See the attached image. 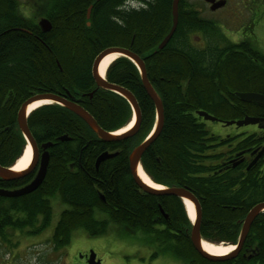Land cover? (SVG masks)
I'll use <instances>...</instances> for the list:
<instances>
[{
    "label": "trees",
    "instance_id": "trees-1",
    "mask_svg": "<svg viewBox=\"0 0 264 264\" xmlns=\"http://www.w3.org/2000/svg\"><path fill=\"white\" fill-rule=\"evenodd\" d=\"M95 1L44 0L43 8L37 10L36 4L42 1L30 5L0 0V164L14 166L21 157L26 140L18 128L17 113L20 105L37 93L58 94L68 89L85 98L83 106L104 129L125 126L127 117L132 116L129 103L107 90L96 91L92 66L105 49L130 48L143 59L147 55L152 60L147 72L157 79L155 87L160 89L165 109L163 131L142 158L145 171L155 182L186 186L201 199L204 239L236 243L242 221L264 201V169L239 171L228 177L209 173L210 167L202 164V154L212 150L217 140L195 111L206 110L226 120L247 115L264 118L263 105L243 102L235 95L237 91L264 94V53L256 51L252 41L239 47H221L220 32L198 17L196 25L186 27L189 16L184 17L187 11L182 3L180 25L157 59L146 50L169 33L173 0H150L155 3L146 12L123 10L125 0ZM93 3L88 19L87 9ZM41 17L51 21V31L43 32L39 27ZM198 31L203 34L205 48L191 44L192 35ZM242 54L259 62L242 61ZM130 61L122 57L114 62L107 79L130 90L139 102L143 121L135 137L104 143L95 136L85 143L80 134L92 131L85 124L75 125L66 110L50 105L30 114V129L38 143L56 141L64 135L71 140L57 141L50 150L47 176L38 190L17 198L0 197V243L15 247L13 238L18 231L30 235L43 232L52 220L48 195L59 192L71 208L63 211L55 229V248L67 245L79 228L100 237L107 233L108 221L114 220L130 231H142L153 243L162 242L160 246L171 249L186 264H264V228L258 224L259 220L264 223V213L254 221L247 237L259 250L256 256L247 260L240 254L229 260L209 261L194 249L189 233L192 224L181 199L140 193L129 170L128 156L152 130L156 111ZM247 139L254 141V137ZM106 150L119 151L118 156L96 169V157ZM73 162L78 163V172L72 170ZM33 176L0 179V187L17 188L28 184ZM101 194L106 195V202ZM159 201L169 213L167 221L155 220L160 214ZM110 207L119 214L105 211ZM162 223L167 227L162 229Z\"/></svg>",
    "mask_w": 264,
    "mask_h": 264
},
{
    "label": "water",
    "instance_id": "water-1",
    "mask_svg": "<svg viewBox=\"0 0 264 264\" xmlns=\"http://www.w3.org/2000/svg\"><path fill=\"white\" fill-rule=\"evenodd\" d=\"M97 1H100V0H97ZM205 1L212 4V7H211L212 10H217L226 5V0H220V1L205 0ZM179 2L180 0H173V5H172L173 24H172V27L169 33L166 35L164 40L160 43V46H159L160 49L165 48V46L169 43V41L171 40L172 36L174 35L177 29L178 16H179ZM92 8H93L92 5L88 8V14H87L88 19H90L91 17ZM87 24L88 26L91 25L90 22H88ZM39 25L43 32H49L52 29V23L47 18H41L39 21ZM112 53H119L122 57H126L136 63V65L138 66L141 72L142 84L146 88L148 95L154 101L155 106H156V111H157L156 125L150 137H148L141 144L133 148V150L131 151L129 155V168H130V172L132 174V177L135 183L140 189H142L144 192L148 194H152L156 196H176V197L181 198L183 202H185L186 200H189L190 202L194 204L195 209H196V218L193 223L192 230H191V241L196 251L202 257L210 261H224V260L236 258L241 252L245 244V241L250 232L253 222L262 212H264V202L255 205L250 210V212L247 214L245 219L243 220L242 229L240 232L238 242L234 244V245H237L236 249L227 255L215 256L205 251L203 247V243L205 242V240L202 238V235H201L202 210H201V205L199 203V200L194 196V194L185 187L173 186V187L166 188V189H156L144 182V180L139 175L140 168L143 169L142 158L144 154L146 153V151L150 148V146L155 142V140L160 136V134L163 131L164 123H165L164 106H163V102L160 96L153 89L148 79L147 69L144 63V59L139 54L132 51L130 48L111 47V48H108L102 51L96 57L94 61V64L92 67V75L98 87L104 90H107V91H117L120 93V95H122L124 98L128 100L129 104L132 107L134 118L136 119V124L134 125V127H132L129 131L124 132L122 134H115L109 131H104L103 128L100 126V124L96 121V119H94L91 116V114L87 110H85L83 107L78 106L76 104H71L69 102H66L63 99H61L59 95L57 94L45 93V94L35 95L31 97L30 99H28L21 106V108L18 111V118H17L20 128L22 130L23 136L27 140V145H30L32 148V163L29 167H27V169H24L22 171H17L14 168H6L3 166H0V179L3 181H14V180L20 179L23 176L27 175L28 173L32 172L38 164V158H39L38 143L35 140L31 130L29 129L27 122L31 114L28 110L29 106L39 100H50V101H53L54 103L60 102V103L65 104L70 110L77 111L81 116L85 118V121L97 133L98 137L105 142H108V143L120 142L123 140H127L128 138L134 137L135 135L138 134L140 126H141V122H142V111H141L137 98L130 90L123 88L115 83L109 82L106 79V74L102 76V74L100 73V65H101L102 60L107 55L112 54ZM92 95L93 93L90 94V96ZM235 95L239 99H241L243 102L255 103V104L264 106V94L249 91V92H236ZM199 115L204 117L205 120L220 121L226 126L236 125L237 127H243V126H249V125H258L261 128L264 127L263 117L246 116L245 118L239 119V120L223 121V120H219L218 118L210 115L209 113L205 111H200ZM59 140L60 141L69 140V137L66 135L61 136L59 137ZM52 145L53 143H46L42 145L44 149V153L42 154V157H41L40 168L37 172L36 177L33 179V181L30 184H28L27 186L21 189H17L15 191H5L3 188H0V196L15 198V197L25 196V195H28L36 191L43 184L46 178L47 171H48V165L50 162V155L47 149L51 147ZM117 155H118V152L117 153L104 152L97 160V167L100 165L101 162L108 160L110 158H114ZM216 245H220V244H216ZM88 264H101V260L96 259V254L94 253V251L91 252Z\"/></svg>",
    "mask_w": 264,
    "mask_h": 264
},
{
    "label": "rangeland",
    "instance_id": "rangeland-1",
    "mask_svg": "<svg viewBox=\"0 0 264 264\" xmlns=\"http://www.w3.org/2000/svg\"><path fill=\"white\" fill-rule=\"evenodd\" d=\"M20 1L23 4L30 5H35L36 1H42V3L36 4L37 10H41L44 6V0ZM227 1V7L217 12L210 11L204 0H196V5L197 7H202L201 15L203 17L212 19L215 25L222 28L226 38L237 41L236 37H231L230 35L232 32H235L232 28H238V25H240L238 29L242 32V27H249L253 14L249 10H246V0H242V2L241 0ZM133 5L137 6L138 4L134 2ZM261 23L263 24L262 27L254 28L255 38L253 36L250 37L255 41L256 48L264 53V20H262ZM222 24H226L227 26H222ZM239 35L242 34L239 33ZM238 41H241V39ZM252 127V125L245 126L242 131L252 130ZM207 128L211 132L219 135H225L228 132L239 130L235 125L224 127L223 124L219 122H209ZM48 196L50 204L52 205L51 209L53 214L50 226H48L41 235H30L28 232L22 233L18 231L16 237L13 238V243L18 241L17 246L14 248H12L13 245L4 246L0 243V264H72L73 261H70V259H72L74 252L63 253L64 250L61 252L55 249L51 239V237L54 236L55 229L63 211L70 208V206L63 203L59 192L54 194L50 193ZM98 216L104 217V214H98ZM107 224V233L97 238L90 237V235L81 228L76 230L73 234L74 237L84 236L88 239H93V243H96L94 239L101 238L110 240V242H115L113 246L110 245L109 248L103 252V257L100 255L103 258L102 264H186L184 259H178V256L175 257L171 249L165 250L164 246H160L163 244L162 242H159V244L153 243L142 231H130L122 223L113 222L111 220H109ZM222 243L224 242H220V244ZM229 244L230 243L226 242L223 245ZM95 246L97 247L98 245ZM9 248L11 251H9ZM80 249H83V247H80Z\"/></svg>",
    "mask_w": 264,
    "mask_h": 264
},
{
    "label": "flooded vegetation",
    "instance_id": "flooded-vegetation-1",
    "mask_svg": "<svg viewBox=\"0 0 264 264\" xmlns=\"http://www.w3.org/2000/svg\"><path fill=\"white\" fill-rule=\"evenodd\" d=\"M143 1H144V12L150 11L151 5L155 2H153L151 4L150 0H143ZM241 2H242V0H241ZM182 3H183V9H185L187 11V14L183 13L184 17L189 16V20L186 21V23L188 24L186 27H192V25H196L198 19L205 20L210 25V27L211 26L216 27L215 30L220 32L221 39L224 41V44L222 43L221 47H224V46L228 47L231 44L239 47V45H241V46L244 45L245 42H248V43H250V41L255 42L253 39H251L250 36L254 37V35H255L254 28L256 29V27H262L263 26L261 21L264 20V0H246V3H245L246 10H249L253 14V17L250 20L251 23L248 22V23H250L249 27H242V30H243L242 32H240V29H238V28H240L239 27L240 25H238V28L237 27L232 28V30H234L235 32H232L230 35H231V37L232 36L236 37L237 41H234L231 38L230 39L226 38L224 35V31L222 30L221 27H218V25H215L213 23L212 19H207V18L203 17L201 15L202 14V7H197L196 0H180L179 22H181L180 18H181V4ZM127 4H128L127 2L122 3L121 7L123 10H135L133 8L128 7ZM205 4L207 7H209V10L211 11L212 10L211 9L212 4L206 3V2H205ZM227 5H228V1L226 2L225 7H222L218 10H212V12H217L219 10L225 9L227 7ZM120 10H121V8H120ZM137 11H139V10H137ZM197 17H198V19H197ZM179 25L180 24L178 23V26ZM223 25H226V24H222V26ZM239 33H241L242 35H239ZM239 39H241V41H238ZM249 39H251V40H249ZM191 44L194 45V47H196V48H205L206 42L203 39V34L201 31H198L192 35ZM238 51H241L243 54L245 52L242 48H239ZM256 51H258V49H256ZM243 54L240 57L242 59V61L247 60L253 64L259 62V61H257L256 58H253L252 56H246L245 57V55H243ZM151 61L152 60H148L147 55H144V63L146 65V68H147V64H149V62H151ZM147 74H148V72H147ZM92 78H93V75H92ZM106 79H107V76H106ZM93 80H94V78H93ZM94 83L96 86V91H97V89L98 90L102 89V88L97 86L95 80H94ZM45 93H37V94H45ZM55 94H57V93H55ZM54 104H52V105H54ZM202 111L209 113L206 110H202ZM209 114L218 118L219 120L228 121L226 119L217 117L211 113H209ZM247 116H249V115H247ZM198 117H200L202 119V122L205 124L206 127H207V124L209 122L222 123L220 121L205 120V118L200 116V115H198ZM243 118H245V117H243ZM235 120H237V119H235ZM223 126L224 127H230V126H226L225 124H223ZM252 126H253L252 130L242 131V129L244 127H241V128L237 127L239 129L238 131L228 132L225 135H219V134L213 133L207 128L208 131L211 134H213L217 140L215 145H213L212 150H209L206 153L202 154V156H203L202 157V164H205L207 167H210L209 173L220 174V175H224V177H228V176H230V174H234V173H237L239 171H244L246 173L250 172L254 168L256 170H259V172H262V170L264 169V131L262 133L261 138L260 137H254V141L250 142V141H248L247 138L253 137L252 136L253 134L260 131L259 126H257V125H252ZM59 137L56 138V141L45 142V143H53V145L47 149L49 152L51 149L54 148L55 144L57 143V139H59ZM99 141L102 142V140H100V139H99ZM45 143H38L39 158H38V164H37L36 168L32 172L28 173L27 175H25L23 177L30 176L31 174H34V176H35V174L38 172V170L40 168L41 157H42V154L44 153V149H43L42 145ZM109 151L111 153L116 152V150L115 151L109 150ZM117 152H119V151H117ZM110 159H113V158H110ZM81 163H82V161L80 159L79 164H81ZM49 164H50V162H49ZM100 165L97 167V160H96V169H99ZM70 166H71L72 170H74V172H78V163L77 162H73ZM48 168H49V165H48ZM145 173L148 176H150L146 171H145ZM17 180H19V179H17ZM22 186H24V185H20L17 188H20ZM171 187H173V186H171ZM178 187H185L188 190H190L194 194V196L199 200V203L201 205V199L198 196H196L195 193L190 188H188L186 186H178ZM0 188H3V187H0ZM166 188H170V187L163 185L162 189H166ZM139 191H140V193L144 194V196L149 195L148 193L144 192L141 189H139ZM154 196H156V195H154ZM157 197H159V198L163 197L164 198V197H174V196H157ZM101 199L103 200V202H106V199H103L102 197H101ZM179 199H181V198H179ZM160 202L161 201H159V203H158V205L160 207L159 208L160 214L157 215L155 220L156 221H162V220L167 221L170 217L169 213H166L165 207L162 204H160ZM182 202H183V200H182ZM63 203H65V202L63 201ZM260 203H262V202H260ZM183 204H184V202H183ZM70 208H67V210ZM201 210H202V206H201ZM105 217L106 216H104L103 218H105ZM202 218H203V212H202ZM120 221H122V220H120ZM114 222H117V221H114ZM164 224L165 223H162V226H161L162 229L164 226L167 227V225H164ZM201 226H202V222H201ZM191 230L189 232L190 233V239H191ZM173 232L176 234L179 233L178 231H173ZM41 234L42 233H40L39 235H41ZM90 237H92V236H90ZM93 238H97V237H93ZM51 239L53 240V237H51ZM94 240H96V243H93V239H88L84 236H75V237L72 236V238L70 239V242L67 245H65L64 247L55 248V245H53V247L55 249L60 250L61 252H62V250H64L63 253H67V252L73 253L74 252L72 259H70V261H73L72 264H88V261H89V258H90L92 251H94V253L96 254V259L101 260V264H102V262H103L102 257L104 255L103 252L105 250H107L110 245L113 246L115 244V242L114 241L110 242V240H107L104 238L94 239ZM95 245H98V246L96 247ZM80 247H83V249H80ZM12 248H14V246ZM9 251H11L10 248H9ZM256 251H257V248L255 246H251L248 243V241L246 240L240 254H242L243 257L246 258L247 260H250L253 258L252 255H254V253ZM100 255H102V257Z\"/></svg>",
    "mask_w": 264,
    "mask_h": 264
},
{
    "label": "bare ground",
    "instance_id": "bare-ground-1",
    "mask_svg": "<svg viewBox=\"0 0 264 264\" xmlns=\"http://www.w3.org/2000/svg\"><path fill=\"white\" fill-rule=\"evenodd\" d=\"M97 1V0H96ZM95 1V2H96ZM124 2H127L128 4H127V6L128 7H130V8H133V9H135V10H142V9H144V1L143 0H125ZM123 2V3H124ZM134 2H136L138 5L137 6H134L133 5V3ZM93 6V8H94V5H95V3H93V4H90L89 5V7L90 6ZM179 6H180V2H179ZM88 7V8H89ZM93 8H92V10H93ZM91 10V11H92ZM92 13V12H91ZM87 14H88V9H87ZM172 16H173V14H172ZM51 22V21H50ZM178 23H179V16H178ZM172 24H173V22H172ZM38 25H39V21H38ZM39 27H40V25H39ZM52 27H53V25H52ZM177 27H178V25H177ZM177 30V29H176ZM176 32V31H175ZM175 34V33H174ZM174 36V35H173ZM172 36V37H173ZM166 37V36H165ZM164 37V38H165ZM218 38H219V42H220V44H224V41L221 39V37H219L218 36ZM172 39V38H171ZM164 40V39H163ZM162 40V41H163ZM161 41V42H162ZM160 42V43H161ZM170 42V41H169ZM160 43H158V42H153V43H151V44H149V46H147V47H149L146 51L149 53V54H151V55H155V57L158 59L159 57H160V55H161V52H162V50L164 49H160L159 48V46H160ZM104 51V50H103ZM101 53V52H100ZM99 53V54H100ZM98 54V55H99ZM120 58H122V56L119 54V53H112V54H109V55H107L103 60H102V62H101V65H100V73L102 74V76H104L105 74H106V72H107V70L109 69V67L114 63V62H116L118 59H120ZM123 58H126V57H123ZM96 59V58H95ZM128 59V58H127ZM130 60V59H129ZM95 61V60H94ZM134 66H135V68L137 69V71H138V73H139V75H141V72H140V70H139V68H138V66L136 65V63L135 62H133V61H130ZM93 64H94V62H93ZM146 66V65H145ZM58 67H59V69L61 70L62 68H60V66L58 65ZM93 67V66H92ZM147 69V68H146ZM147 76H148V79H149V81H150V83H151V85H152V87H153V89L156 91V93L159 95L160 93H159V88L158 87H155V81L157 80V79H154V76H153V73L150 75V74H147ZM184 78H185V76H183V77H180L179 79H180V82L182 83L183 81H184ZM179 82V83H180ZM118 85V84H117ZM143 85V84H142ZM119 86H121V87H123V88H125L124 86H122V85H119ZM143 88H144V90L147 92V90H146V88L144 87V85H143ZM127 89V88H126ZM104 90V89H103ZM97 91H98V89H97ZM93 92H95V91H93ZM92 92V93H93ZM109 92V94L111 95V96H121V97H123L122 95H120V93L119 92H117V91H108ZM237 92H240V91H237ZM247 92H249V91H247ZM46 93H52V94H55V93H53V92H46ZM92 93H90V94H92ZM58 94H59V97L61 98V99H63L64 101H66V102H69V103H71V104H76V105H78V106H81V107H83L84 109H85V107L83 106V104H85V102H86V100L84 99V98H81V97H78L77 95H75V93H73L72 94V92L70 91V90H66L64 93H62V92H58ZM57 94V95H58ZM90 94H89V96H90ZM148 94V93H147ZM35 95H39V94H35ZM35 95H32L31 97H33V96H35ZM160 96V95H159ZM30 97V98H31ZM90 97H92V96H90ZM148 97L150 98V100H151V102L153 103V105H154V109H155V111H156V106H155V103H154V101L152 100V98L148 95ZM30 98H28V99H30ZM124 98V97H123ZM161 98V97H160ZM27 99V100H28ZM127 102H128V100L126 99V98H124ZM26 100V101H27ZM161 100H162V98H161ZM241 100V99H240ZM26 101H24V103L26 102ZM242 101V100H241ZM162 102H163V100H162ZM24 103H22V105L24 104ZM52 104H54V102L53 101H50V100H39V101H36V102H34L33 104H31L30 106H29V112L31 113V112H33V111H35V110H37V109H39V108H41V107H43V106H49V105H52ZM22 105H20V107H19V109L21 108V106ZM54 106H57V107H60L61 109H63V110H66L67 112H69V113H71V118L73 119V120H75V125H83V124H85L86 125V127L88 128V129H90L91 131H92V134H85V133H81L80 134V137H81V139H83L82 141H84L85 143H90L91 141H93L94 139H95V136H96V139H100L99 137H98V135H97V133L89 126V124L85 121V118L83 117V116H81L77 111H72V110H70L65 104H63V103H60V102H55V104H54ZM163 106H164V104H163ZM86 110V109H85ZM19 111V110H18ZM200 111H202V110H197V111H195V114L196 115H199V112ZM89 112V111H88ZM90 113V112H89ZM91 114V113H90ZM164 115H165V109H164ZM91 116L94 118V119H96L92 114H91ZM17 118H18V113H17ZM127 124L125 125V126H123V127H121V128H119V129H117V130H112V131H109V132H112V133H115V134H122V133H124V132H127V131H129L132 127H134V125L136 124V119L134 118H132V116H128L127 117ZM79 121H82V122H79ZM97 121V120H96ZM142 121H143V116H142ZM156 121H157V111L155 112V123H154V126H153V128H152V130L150 131V133L148 134V136H146V138L143 140V141H145L148 137H150V135H151V133L153 132V130H154V128H155V125H156ZM17 122H18V119H17ZM28 123V127H29V129L31 128L30 127V124H29V121L27 122ZM141 126H142V122H141ZM141 126H140V128H141ZM231 126H233V125H231ZM236 126V125H235ZM258 126V125H257ZM237 127V126H236ZM243 127H245V126H243ZM18 128H19V130L22 132V130H21V128H20V125H19V123H18ZM103 128V127H102ZM239 128H241V127H239ZM31 130V129H30ZM103 130L104 131H108V130H106V129H104L103 128ZM140 130V129H139ZM259 132H257V133H255V134H253L252 136L253 137H262V133H263V131H264V127H259ZM32 132V131H31ZM118 132V133H117ZM23 134V133H22ZM65 136V135H64ZM66 136H68V135H66ZM136 136V135H135ZM134 136V137H135ZM69 137V140H71V138H70V136H68ZM131 138H133V137H131ZM128 139H130V138H128ZM127 139V140H128ZM101 140V139H100ZM65 141H68V140H65ZM103 141V140H102ZM123 141H125V140H123ZM143 141H141V143L143 142ZM64 142V141H63ZM104 143H108V142H105V141H103ZM121 142V141H120ZM111 143H115V142H111ZM140 143V144H141ZM135 148V147H134ZM133 150V149H132ZM104 152H109V153H111L109 150H106V151H103L100 155H98L96 158H97V160H98V158L104 153ZM113 153H117V151L116 152H113ZM119 153V152H118ZM130 155V154H129ZM118 156V155H117ZM116 156V157H117ZM31 160H32V148H31V146L30 145H28L27 147H26V149H25V151H24V153H23V155L18 159V161H17V163H16V165L14 166V169L15 170H17V171H22V170H24V169H27V167H29V165H30V163H31ZM105 161H107V160H105ZM105 161H103V162H101L100 164H102V163H104ZM128 164H129V156H128ZM0 166H3L2 164H0ZM143 166V165H142ZM3 167H6V166H3ZM12 166H9V167H6V168H11ZM143 169H144V167H143ZM143 169H141L140 168V170H139V175H140V177L144 180V182L146 183V184H148V185H150V186H152V187H154V188H156V189H159V188H162L160 185H158L157 183H154L151 179H150V177L143 171ZM129 170H130V168H129ZM131 173V172H130ZM36 175H37V173L35 174V176L32 178V180L28 183V184H30L32 181H33V179L36 177ZM131 176H132V174H131ZM132 179H133V177H132ZM134 180V179H133ZM135 182V181H134ZM28 184H26V185H24V186H22V187H20V188H3L5 191H15V190H17V189H21V188H23V187H25V186H27ZM136 184V183H135ZM136 186H137V184H136ZM138 187V186H137ZM40 188V187H39ZM38 188V189H39ZM139 188V187H138ZM37 189V190H38ZM140 189V188H139ZM142 190V189H141ZM60 195H61V193H60ZM149 195H152V194H149ZM0 197H4V196H0ZM22 197V196H21ZM101 197L103 198V199H106V195L105 194H101ZM174 197H176V196H174ZM8 198H11V197H8ZM15 198H17V197H15ZM49 198V197H48ZM178 198V197H177ZM49 202H50V200H49ZM66 204H68V203H66ZM52 206V205H51ZM184 207H185V210L188 212V215H189V217L191 218V220L192 221H194L195 220V218H196V209H195V206H194V204L192 203V202H190L189 200H186L185 201V205H184ZM111 209H108V210H105V211H107V212H109V213H111V214H119V212L118 211H116V210H114L112 207H110ZM52 210V209H51ZM264 212H262L261 214H263ZM260 214V215H261ZM259 215V216H260ZM258 216V217H259ZM257 217V218H258ZM256 218V219H257ZM51 219H53V214H52V218ZM245 219V218H244ZM255 219V220H256ZM60 221V220H59ZM59 221H58V224H59ZM51 222H52V220L50 221V224H51ZM243 222V221H242ZM254 223V222H253ZM57 224V225H58ZM258 224H259V226H261L262 228H264V223L262 222V221H260L259 220V222H258ZM253 225V224H252ZM50 226V225H49ZM47 228V227H46ZM45 228V229H46ZM44 229V230H45ZM241 229H242V223H241ZM240 232H241V230H240ZM29 234V233H28ZM37 234H40V233H37ZM203 247H204V249H205V251H207L208 253H210V254H212V255H215V256H224V255H226V254H228V253H230L231 251H233L234 250V247H233V245H223V244H221V245H216V244H212V243H209V242H204L203 243ZM195 249V248H194ZM196 250V249H195Z\"/></svg>",
    "mask_w": 264,
    "mask_h": 264
}]
</instances>
